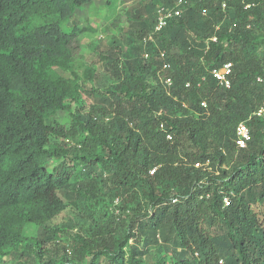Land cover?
Instances as JSON below:
<instances>
[{
	"label": "trees",
	"instance_id": "16d2710c",
	"mask_svg": "<svg viewBox=\"0 0 264 264\" xmlns=\"http://www.w3.org/2000/svg\"><path fill=\"white\" fill-rule=\"evenodd\" d=\"M94 2L0 0V264H264V0Z\"/></svg>",
	"mask_w": 264,
	"mask_h": 264
},
{
	"label": "rangeland",
	"instance_id": "374dc122",
	"mask_svg": "<svg viewBox=\"0 0 264 264\" xmlns=\"http://www.w3.org/2000/svg\"><path fill=\"white\" fill-rule=\"evenodd\" d=\"M106 0H96V2H94V6L96 7V10L93 14H88L87 10L84 9L79 15H75L74 20L77 24L79 25H84L86 19L88 18L89 23H91L90 25H92L96 30V34L93 35L92 37L88 38L85 37L82 41L79 42L80 46V52H82L84 49L87 48V43L94 42L96 45L99 46V48L101 50H105L113 41V39H115V42L118 43H122L123 44V33L121 30H117V31H112V33H103L101 31V23L103 21H101L104 17L105 11H107L105 9L104 6V2ZM137 1L139 0H120V4L123 3L124 6L128 7V8H135L137 6ZM88 15L90 17H88ZM124 26V25H122ZM64 28H66V25H63ZM115 32V33H114ZM114 33V34H113ZM93 57V64L97 65L98 61H97V57L96 56H92ZM255 211L257 212L258 216L260 219H264V200L263 201H259L256 206H255ZM34 227L33 226H27V228L25 229V233H33Z\"/></svg>",
	"mask_w": 264,
	"mask_h": 264
},
{
	"label": "built area",
	"instance_id": "2783aa9c",
	"mask_svg": "<svg viewBox=\"0 0 264 264\" xmlns=\"http://www.w3.org/2000/svg\"><path fill=\"white\" fill-rule=\"evenodd\" d=\"M180 1L181 0H178V3H180ZM176 6H178V4H176ZM176 6L175 7H169V6H159L158 7L156 22L154 26L155 30H158L162 26H164L167 23L168 18H170L171 16L180 14L181 10L177 8ZM169 67H170L169 63H163L162 65L163 69H168ZM231 67H232L231 62H224L221 66L213 68L211 70V74L219 82L220 85L228 87L230 85L229 75L231 73ZM165 82L167 84H170L171 79L167 77L165 79ZM202 104L205 105V102H202ZM263 110H264V106H262L257 111H255L254 114L260 115L263 113ZM250 137L251 135H250L249 127L246 124V122H239L237 126L235 127L234 141H235L236 146L238 148H244L247 142L250 140ZM196 165H199V163H197ZM224 202L227 205L229 203V199L225 197Z\"/></svg>",
	"mask_w": 264,
	"mask_h": 264
},
{
	"label": "clouds",
	"instance_id": "9594fccd",
	"mask_svg": "<svg viewBox=\"0 0 264 264\" xmlns=\"http://www.w3.org/2000/svg\"><path fill=\"white\" fill-rule=\"evenodd\" d=\"M162 6H164V5H162Z\"/></svg>",
	"mask_w": 264,
	"mask_h": 264
}]
</instances>
